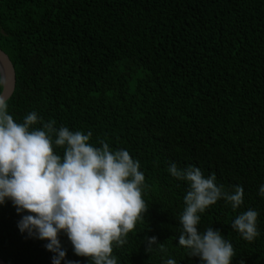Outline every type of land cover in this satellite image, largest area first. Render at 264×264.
<instances>
[{
  "label": "trees",
  "instance_id": "trees-1",
  "mask_svg": "<svg viewBox=\"0 0 264 264\" xmlns=\"http://www.w3.org/2000/svg\"><path fill=\"white\" fill-rule=\"evenodd\" d=\"M0 49L15 72L7 103L16 122L35 111L140 162L149 208L114 247L117 264H202L179 246L189 185L167 171L172 163L214 173L227 191L243 187L239 209L220 200L198 227L230 240L233 264H264V0H0ZM249 208L253 242L231 228ZM28 214L0 205V259L53 264L48 241L20 231ZM145 237L167 252L147 253ZM59 239L61 264H90Z\"/></svg>",
  "mask_w": 264,
  "mask_h": 264
},
{
  "label": "clouds",
  "instance_id": "clouds-1",
  "mask_svg": "<svg viewBox=\"0 0 264 264\" xmlns=\"http://www.w3.org/2000/svg\"><path fill=\"white\" fill-rule=\"evenodd\" d=\"M37 124L42 127H34ZM54 125V120L45 122L35 111L16 122L8 112L7 97L0 95V205L11 200L18 213H29L18 227L48 241L46 249L56 254L53 264H61L66 256L59 239L62 232L75 255L88 258L90 264H117L114 247L123 246L128 234L145 222L149 208L143 198L146 184L140 162L126 149L113 150L105 141L94 146L91 132ZM167 171L189 185L179 217V246L202 264H233L236 252L230 240L212 226L204 231L198 226L200 214L220 200L233 211L239 209L244 204L243 187L227 191L217 185L214 173L205 177L195 166L180 169L172 163ZM259 195L264 197V185ZM257 218L258 212L249 208L236 216L231 228L253 242L259 236ZM144 242L149 254L167 252L156 237H145ZM165 264L176 261L169 258Z\"/></svg>",
  "mask_w": 264,
  "mask_h": 264
},
{
  "label": "water",
  "instance_id": "water-1",
  "mask_svg": "<svg viewBox=\"0 0 264 264\" xmlns=\"http://www.w3.org/2000/svg\"><path fill=\"white\" fill-rule=\"evenodd\" d=\"M0 80L4 83L1 85L0 95L7 97V101L13 94L15 88V72L8 56L0 49ZM0 264H6L0 259Z\"/></svg>",
  "mask_w": 264,
  "mask_h": 264
}]
</instances>
